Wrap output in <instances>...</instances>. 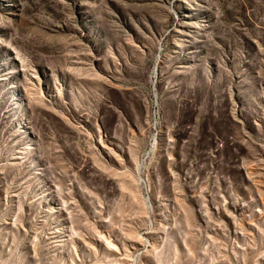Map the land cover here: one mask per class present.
<instances>
[{
    "label": "rangeland",
    "instance_id": "obj_1",
    "mask_svg": "<svg viewBox=\"0 0 264 264\" xmlns=\"http://www.w3.org/2000/svg\"><path fill=\"white\" fill-rule=\"evenodd\" d=\"M0 264H264V0H0Z\"/></svg>",
    "mask_w": 264,
    "mask_h": 264
}]
</instances>
